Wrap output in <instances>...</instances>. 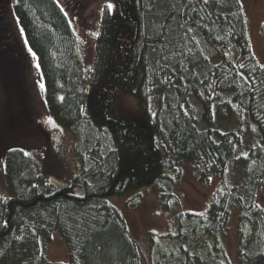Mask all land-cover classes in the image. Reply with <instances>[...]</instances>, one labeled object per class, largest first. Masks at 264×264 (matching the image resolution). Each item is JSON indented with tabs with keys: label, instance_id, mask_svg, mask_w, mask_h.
<instances>
[{
	"label": "trees",
	"instance_id": "1",
	"mask_svg": "<svg viewBox=\"0 0 264 264\" xmlns=\"http://www.w3.org/2000/svg\"><path fill=\"white\" fill-rule=\"evenodd\" d=\"M110 1L112 7L101 8L93 58L85 67L66 5L11 0L38 65L45 108L72 132L80 171L69 177L51 143L31 153L22 144L9 147L4 138L0 264H50L41 243L53 234L64 241L65 264H142L108 198L114 195L133 210L148 186L172 211L180 201L175 179L184 166L201 184L218 181L204 211H179L167 233L149 232L153 264H231L224 234L233 210L237 263L264 264V212L258 204L264 67L254 57L240 1ZM1 7L0 78L8 96L23 99V62L10 60L9 47L1 45ZM113 89L136 101L138 119L118 111L107 93ZM13 107L7 111L18 115L21 108ZM231 120L235 129L216 127ZM243 126L256 134L244 151ZM235 163L244 166V175L232 182L228 172Z\"/></svg>",
	"mask_w": 264,
	"mask_h": 264
},
{
	"label": "rangeland",
	"instance_id": "2",
	"mask_svg": "<svg viewBox=\"0 0 264 264\" xmlns=\"http://www.w3.org/2000/svg\"><path fill=\"white\" fill-rule=\"evenodd\" d=\"M66 5V14L78 39V47L83 58L84 66L88 67L93 58L94 37L101 8L104 4L113 6L110 0H58ZM246 17L248 38L256 61L264 67V34L261 26L264 24V0H239ZM4 17L6 35L1 45L9 47V59H15V63L23 62L22 74L25 88L23 99H12L0 78V152L3 147V140L6 145H24L29 152L35 153L41 146L51 143L57 150L60 159L63 161L66 174L71 177L80 171L78 159L73 151L74 138L72 132L58 125L48 114L42 96V82L39 78L38 65L35 57L26 47L22 30L12 10L11 0H0ZM89 96L94 94L88 89ZM113 97L117 109L120 112L128 113L138 119L140 112L136 101L124 91L113 89L107 91ZM21 108V113L14 114V107ZM7 108L12 111H7ZM88 113L89 111L86 110ZM21 115V116H20ZM219 129H235L233 121H219L216 124ZM14 130V131H13ZM243 151L254 144L256 134L251 126L241 127ZM1 170V153H0ZM1 174V173H0ZM244 166L238 163L233 164L228 172L232 182L242 178ZM218 178H212L208 183L201 184L197 181L192 169L184 166L180 175L175 179V190L180 201L172 211H167L161 206L158 192L145 186L140 190L141 203L133 210L124 207L123 201L116 196H110L108 202L119 209L126 225L129 236L136 242L141 254L142 264H153L150 253L149 232L156 235L167 233L173 225V216L179 211L202 212L215 189ZM7 190L0 177V195L5 196ZM258 204L264 212V184L258 193ZM224 234V244L231 264L237 263V212L232 211ZM156 237V236H155ZM42 248L46 251L50 264H65L67 253L62 238L53 234L48 241H42Z\"/></svg>",
	"mask_w": 264,
	"mask_h": 264
}]
</instances>
